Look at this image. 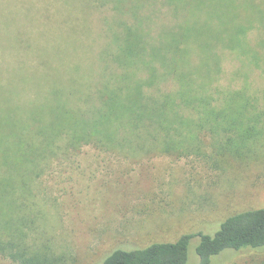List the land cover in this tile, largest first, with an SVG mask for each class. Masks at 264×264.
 Masks as SVG:
<instances>
[{
  "label": "trees",
  "instance_id": "obj_1",
  "mask_svg": "<svg viewBox=\"0 0 264 264\" xmlns=\"http://www.w3.org/2000/svg\"><path fill=\"white\" fill-rule=\"evenodd\" d=\"M43 1L83 15L82 33L94 32L100 44L87 63L71 28L62 43L74 54L54 48L55 66L35 44L46 32L30 28L41 0H0V53L16 60L0 64V255L10 264H71L42 228L37 199L38 181L61 155L92 146L139 162L205 157L210 148L219 168L262 156L264 88L250 78L254 68L264 76V0ZM92 10L101 12L97 33L86 25ZM15 29L24 37L5 41ZM226 49L245 77L236 88L220 84ZM251 250H264V207L174 241L112 249L91 264H188L192 251L212 264Z\"/></svg>",
  "mask_w": 264,
  "mask_h": 264
},
{
  "label": "rangeland",
  "instance_id": "obj_2",
  "mask_svg": "<svg viewBox=\"0 0 264 264\" xmlns=\"http://www.w3.org/2000/svg\"><path fill=\"white\" fill-rule=\"evenodd\" d=\"M37 4L38 23L30 28L35 35L38 27L46 33L35 44L50 50L56 66L54 48L65 58L69 49L74 54L72 47L67 48L62 41L75 28L80 49L77 54L88 63L91 48L99 41L94 32L82 33L83 15L72 9L57 11L43 0ZM92 13L93 18L86 25H94L97 33L101 26L96 20L101 12ZM4 23L11 24L6 19ZM25 33L24 29H15L8 32L5 41L13 35L24 37ZM223 51L220 84L239 87L245 80L243 75H237L240 61L231 51ZM28 54L37 62L34 53ZM6 63L10 65L16 60L9 52L0 53L2 68ZM250 81L255 89L264 88V76L259 69H253ZM45 90L49 92L50 86L46 85ZM206 152L205 157L159 155L139 162L92 146L70 156L61 155L38 181L37 196L45 210L42 228L53 239L56 253L69 257L71 264H91L112 249L174 241L184 233L216 229L220 221L233 213L264 207V145L258 160L220 168L211 149ZM0 264L10 262L0 255ZM188 264H199L193 251ZM212 264H264V250L228 251Z\"/></svg>",
  "mask_w": 264,
  "mask_h": 264
}]
</instances>
